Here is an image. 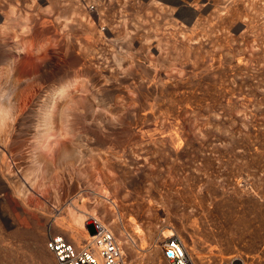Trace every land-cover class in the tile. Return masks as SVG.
<instances>
[{
	"label": "rangeland",
	"instance_id": "obj_1",
	"mask_svg": "<svg viewBox=\"0 0 264 264\" xmlns=\"http://www.w3.org/2000/svg\"><path fill=\"white\" fill-rule=\"evenodd\" d=\"M226 5L0 0V264L91 218L127 264L165 229L264 263V0Z\"/></svg>",
	"mask_w": 264,
	"mask_h": 264
},
{
	"label": "built area",
	"instance_id": "obj_2",
	"mask_svg": "<svg viewBox=\"0 0 264 264\" xmlns=\"http://www.w3.org/2000/svg\"><path fill=\"white\" fill-rule=\"evenodd\" d=\"M94 233L91 238L79 245L66 239L61 234H49L46 239L47 249L55 256L57 264H127L124 252L113 232L106 224H100L92 218ZM163 258L168 264H189L190 258L183 239L171 233L161 243ZM99 251L101 260L96 256ZM218 264H227L221 262Z\"/></svg>",
	"mask_w": 264,
	"mask_h": 264
},
{
	"label": "bare ground",
	"instance_id": "obj_3",
	"mask_svg": "<svg viewBox=\"0 0 264 264\" xmlns=\"http://www.w3.org/2000/svg\"><path fill=\"white\" fill-rule=\"evenodd\" d=\"M228 3L233 0H225ZM226 5V6H227ZM225 6V5H223ZM0 114L3 115L5 114V109L0 108ZM90 219V216H87L85 214H78L73 216V221L83 227L85 223H88ZM92 219V218H91ZM101 224V223H100ZM92 229V228H91ZM70 230V229H69ZM93 230V229H92ZM139 231V230H138ZM137 229L134 231L137 234ZM89 232V230H88ZM70 233L73 237V239L76 241V243L79 245L82 243L81 240H79L78 236L73 233V230H70ZM94 232H89V238L93 235ZM134 233V237L137 238V235ZM172 233L171 229H165L163 232H161L159 235L153 239L149 245L147 246V256L150 260V264H159L158 262V247H159V242H163V240L169 236ZM184 242V241H183ZM185 243V242H184ZM76 244V245H77ZM186 245V244H185ZM190 262L189 264H217V262L223 260L226 261L228 264H234L236 261H240L241 264H251V262L248 260V257L245 253H243L239 248L236 249V253L234 255L230 256H222L221 254H211L208 250H206L203 246H201L198 242H195L190 239V247L188 248L186 245ZM122 252H124L123 248H120ZM140 251H143V248H140ZM96 256L101 260L99 251L96 249L95 250ZM264 264V263H263Z\"/></svg>",
	"mask_w": 264,
	"mask_h": 264
}]
</instances>
